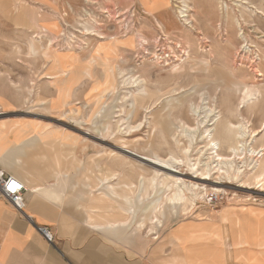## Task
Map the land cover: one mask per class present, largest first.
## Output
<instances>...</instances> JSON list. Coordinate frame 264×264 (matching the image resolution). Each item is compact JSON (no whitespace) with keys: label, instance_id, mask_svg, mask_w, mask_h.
Listing matches in <instances>:
<instances>
[{"label":"rangeland","instance_id":"rangeland-1","mask_svg":"<svg viewBox=\"0 0 264 264\" xmlns=\"http://www.w3.org/2000/svg\"><path fill=\"white\" fill-rule=\"evenodd\" d=\"M250 1L260 13L238 6L237 0H226V16L219 15L217 0H0V119L11 122L0 124H8V128L18 125L9 129L13 138H20L32 131L43 132L41 123L60 130L57 140L74 147L72 166L67 171L68 183L75 188L66 191L83 197L68 209L65 205L61 208L83 223L91 200L82 184L98 182L86 190L110 194L119 186L117 177L123 173L125 188L133 193L124 198V215L114 216L116 223L125 220V225L116 226L112 232L122 234L127 229L137 239L143 234L147 255L161 245L163 254L176 251L186 260L188 256L217 260L219 254L207 249L191 252L185 248L193 243L192 236L182 237L177 229H171L184 220L210 222L217 214L227 225L226 246L233 260L264 264V181L250 169L248 154L250 146L264 147V130L260 128L264 121V0ZM185 6L193 28L180 16ZM35 17L37 22L31 25L29 19ZM235 18L243 37H239ZM84 27L96 34H87ZM38 33L42 34V46L51 40V47L44 50L48 60L28 50L27 40L40 37ZM98 46L99 55L92 63ZM65 52L70 58L61 63L56 56ZM174 66L179 74L172 81L167 69ZM201 68L232 70L241 87H258L261 94L255 104H247L234 116L217 95L226 120L225 130L220 128L218 135L223 144L219 152L231 159L217 166L204 164L206 153H199L204 145L201 128L193 129L196 125L190 111L191 105L197 109L201 106L202 93H212L206 76L198 74ZM194 69L207 81L203 91L193 88L189 70ZM63 71L65 74L59 75ZM43 72L60 77L48 79ZM132 73L144 78L145 84L144 106L137 110L123 98L133 91L122 86L123 78ZM74 84H78L77 96L68 101ZM107 91L110 94H105ZM223 94L227 100L234 99L227 88ZM98 101L101 106L110 104L108 126H103L100 113L92 115ZM148 106L151 113L146 112ZM180 120L190 127L187 137L179 131ZM243 121L258 131L253 138L246 137L241 158H234L227 137L234 138L236 127ZM132 126L138 128L132 131ZM132 144L146 152L176 158L185 173L180 175L185 180L180 186L185 196L174 200L175 189L170 182L158 178L152 183L153 166H137L124 156L120 146ZM49 147L45 157L51 160L53 174L58 168L55 161L63 156L59 142ZM185 147H189L188 154L182 151ZM92 166L99 176L91 173ZM237 168L240 172L236 176ZM136 250V246L130 247L131 253Z\"/></svg>","mask_w":264,"mask_h":264},{"label":"crops","instance_id":"crops-1","mask_svg":"<svg viewBox=\"0 0 264 264\" xmlns=\"http://www.w3.org/2000/svg\"><path fill=\"white\" fill-rule=\"evenodd\" d=\"M77 86L73 85L68 101L77 96ZM0 122L11 123L5 119H0ZM40 126L50 131H32L23 137L13 138L8 124H0V168L6 174L19 178L26 187L23 212H18L8 200L0 197V264H240L233 260V253L227 250V225L221 222L217 214L210 221L213 224L208 220L203 223L184 220L171 228L177 229L179 236H192L193 243L186 244L185 248L190 251L207 249L219 254L217 260L195 256H188L186 260L176 251L163 254L161 245L155 246L147 255L143 234L137 239L127 229L122 234L113 233L116 226L125 225V220L116 223L118 219L114 216L124 215L126 210L115 206V194H94L86 190L89 184L93 188L98 182L82 184L91 200L83 223L80 218L68 214L61 206L65 205L68 209L83 197L82 194L66 191L68 187L75 188V184L68 183L67 171L72 166L74 147L57 140L56 136L62 133L57 128L46 127L41 123ZM53 142H59L63 156L55 161L58 167L53 169L55 176L51 172V160L45 157V152L49 151V145ZM94 167L91 173L94 171L98 175ZM117 197L122 199L119 195ZM109 212L113 215H107ZM38 226L49 227L53 233L52 243L38 232ZM133 246L137 250L131 253L130 247ZM255 251L258 252V249ZM205 254L210 256V253Z\"/></svg>","mask_w":264,"mask_h":264},{"label":"bare ground","instance_id":"bare-ground-1","mask_svg":"<svg viewBox=\"0 0 264 264\" xmlns=\"http://www.w3.org/2000/svg\"><path fill=\"white\" fill-rule=\"evenodd\" d=\"M237 1L240 2V3H237L238 6L241 5L246 10H249V11L255 12V13L261 12L258 8H256V6L250 0H237ZM217 2H218L219 15L226 16L227 10H228V5H227L226 0H217ZM186 7H188V6H185L184 8L180 9L179 13H180L181 17H184L183 20L185 21V23L189 24V27L193 28L192 20H191V18H189L190 13L188 12ZM27 18H28V16H27ZM25 20L27 22V19H25ZM29 22L31 23V25H34V23L37 22V18L35 17L32 19H29ZM235 22H236L237 27L239 28V31H240L241 27H240V23L238 22V19H236ZM53 25L56 27L55 24H53ZM42 30H43V28H41V32H43ZM84 31L89 35H95L96 34V32H94L93 29L91 30V29H88L87 27H84ZM38 35L40 37L35 36V38L31 37L30 39L27 40L28 50L31 54L39 55L44 60H48L46 58V55H45V51H46L45 49L51 47V40L50 39H49V41L47 40V44H45V46H42V44H41L42 34L38 33ZM239 37H243V32L239 33ZM99 49H100V46H98L97 48L94 49V52H93L94 56H92V58H91L92 63L96 62L95 59L99 55ZM56 57H58V60L61 61V63H64L66 59L70 58L69 55L67 54V52L60 53V55L59 56L57 55ZM208 67H210V66H208ZM209 69H210L209 71L205 70V68L204 69L201 68L199 70L198 69L189 70V73L191 74L192 78H194L193 79V81H194L193 88L199 87L200 90L203 91V90H205L204 86L207 85V81H208V83L211 86L210 90L212 91V93L209 92L208 95H205L204 93H202L200 95V97L202 98L201 106L197 109L191 105L190 111H191V115L193 116V118L195 120V125H196V128H193V129L199 130L201 128L200 137H201L204 145H203L202 149H199V153H202L203 151H205V153H206V157L204 158L205 159L204 164H205V166H210V165L216 163L215 166H217L218 164H223L227 160H231L229 157H226L219 152L223 144L221 145V140L218 137V135L220 134V128H223V130H225L226 120L224 119V116H223L222 107L218 103L217 97H219V96H217V95L220 94V96L222 98L221 99V101H222L221 105H224V108L226 110H228L229 112H231V116H234L235 113L241 112V110L247 104H251V103L255 104L257 102V100L259 99V95L261 96V94H260V89L258 87H255V85L253 86L255 88H252V89L250 87L249 88L244 87V86L241 87L239 84V81H238L239 79L236 78V76L232 70L225 71L221 68H219V69L218 68H209ZM196 70L199 71L198 74H202V75L206 76L205 78H207V81L204 79H201L202 78L201 76H200L201 78L198 77L199 75H197ZM167 71L169 72V78L173 79L172 81H174V79L176 78L175 76L177 74H179V70L175 66L171 67L170 69H167ZM202 71H205V74H203ZM119 73L123 74L122 71H120ZM64 74L65 73L63 71L62 74H59V75L63 76ZM43 75L46 76V78H48V79H53V78L56 79V78L60 77V76L50 75L49 72H43ZM118 76H121V74L120 75L118 74ZM46 81H49V80H46ZM122 83H123L122 86H127L128 88L133 89V91H131V90L129 92L127 91L128 95L123 97L125 99V101L130 100L129 103H130L131 107L133 109L135 108L136 110L139 107L144 106L141 104V101L146 99V95L143 94V93H145L144 78H140L139 76L135 75V73H132L131 75L123 78ZM128 88H126V89H128ZM226 88L229 90V92L232 94V97H234L235 100L232 98L230 101V100H227L225 97H223L224 96L223 92L226 90ZM116 89H118V88H116ZM109 91H110V89H109ZM109 91H107L105 94H107V95L110 94ZM29 93H32V92L29 91ZM107 95H105L104 97H106ZM109 105L110 104H106V105L101 106V103L98 101L97 107L92 114L95 116L96 114L100 113L101 120H102L104 127L108 126L110 123L111 113H110V107H108ZM149 108H150V106H148L146 108L147 113L148 112L151 113V110ZM70 111H72V109ZM129 111L130 110L128 109V112ZM67 113H69V112H67ZM241 119L243 120V118H241ZM228 122H229V120H228ZM228 122H227V124H229ZM178 127H179V131L183 132L182 134L185 133L184 135L187 137L186 132H188L190 130L189 129L190 127L185 125V123L182 120H180ZM135 128H134V126H132L131 127L132 131L135 130ZM260 128L262 130H264V121L261 122ZM191 129H192V127H191ZM152 130H154V126H152ZM256 131H258V130H253V129L248 128L246 123L243 121V122H240L238 124V126L236 127V130L234 131V138L227 137V139H228L227 147H229L231 149V154L234 155V158L235 157L241 158L239 156V152L241 154L243 153V149H244L243 147L245 145L246 137L247 138H249V137L253 138ZM235 137L237 138V141H233V139L236 140ZM234 142H236V145ZM189 147H190V145H189ZM189 147H185L182 149L184 154L189 153V151H190ZM262 147L259 149H255L252 146H250L248 148V154H249L250 159L252 160V162H251L252 164H251L250 169H254L255 170L254 171L255 176L257 178L262 177V180L264 181V153L262 152L264 150V147L263 148ZM83 149H84V147H83ZM120 150L123 153H125L124 156H126L127 158H132L134 160V162L137 164V166H140L141 164H144V163L147 165L149 164V165L153 166L152 168H154V170L152 171L153 172L152 173L153 174V180H151L152 183L155 180L157 181L158 178L162 179L161 182H164L166 180H167V182H170L171 186L174 187V189H175V192L173 194L174 200L175 199H181L182 195L185 196V194H184L185 191H183L180 188L181 184L185 181L180 175H183L185 173H182V171L179 168V166H180L179 162H177L178 160L176 158H174L172 155L163 157L157 153L146 152V151L142 150L141 148L137 147L136 144H132L131 147L120 146ZM197 160L199 161V157H197ZM239 172H240V169L237 168L234 171V175L237 176ZM114 174L116 175V173H114ZM121 174H123V173H121ZM121 174H120V177H117V184L116 185H119V186H117L116 189H111L110 194H115L116 195V201H117L116 203L120 207H124L122 205V203H123L122 199L123 198L126 199V194H132L133 192L131 193V192L126 190L125 187H127V184H124L125 181L123 180V177ZM191 177H195V176H191ZM105 179H109V177L105 178ZM202 179L205 180V178H199V180H202ZM120 183L121 184L123 183L122 186L120 185ZM118 195L122 199H118V197H117ZM155 221H157V219H155Z\"/></svg>","mask_w":264,"mask_h":264},{"label":"built area","instance_id":"built-area-1","mask_svg":"<svg viewBox=\"0 0 264 264\" xmlns=\"http://www.w3.org/2000/svg\"><path fill=\"white\" fill-rule=\"evenodd\" d=\"M25 184L17 177L6 174L0 168V197L8 200L18 212L25 208ZM38 232L47 242H53V233L47 226H38Z\"/></svg>","mask_w":264,"mask_h":264}]
</instances>
